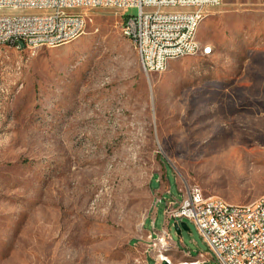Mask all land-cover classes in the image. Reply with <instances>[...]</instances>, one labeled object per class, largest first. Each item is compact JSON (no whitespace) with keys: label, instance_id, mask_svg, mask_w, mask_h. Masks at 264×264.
Listing matches in <instances>:
<instances>
[{"label":"rangeland","instance_id":"374dc122","mask_svg":"<svg viewBox=\"0 0 264 264\" xmlns=\"http://www.w3.org/2000/svg\"><path fill=\"white\" fill-rule=\"evenodd\" d=\"M84 14L70 44L0 46V264H84L77 248L98 264H219L189 221L164 237L156 202L192 187L230 205L264 195V0L206 9L210 55L148 78L124 17Z\"/></svg>","mask_w":264,"mask_h":264},{"label":"built area","instance_id":"2783aa9c","mask_svg":"<svg viewBox=\"0 0 264 264\" xmlns=\"http://www.w3.org/2000/svg\"><path fill=\"white\" fill-rule=\"evenodd\" d=\"M222 1L0 0V46L34 51V43H45V48L70 44L87 26L85 10H78V3L91 2L97 9L124 17L122 35L133 43L148 78L165 72L166 55L193 53L192 28L199 27L206 9L218 7ZM130 9H137L138 15L127 16ZM165 194L171 196L170 191ZM162 196L157 203L164 206L166 226L171 221L191 222L219 264H264V195L249 205H218L198 187L189 189L179 201Z\"/></svg>","mask_w":264,"mask_h":264},{"label":"bare ground","instance_id":"6f19581e","mask_svg":"<svg viewBox=\"0 0 264 264\" xmlns=\"http://www.w3.org/2000/svg\"><path fill=\"white\" fill-rule=\"evenodd\" d=\"M93 9H97L96 6H94V4H92L91 2H79L78 3V10H85L86 11H89V10H93ZM204 17H200V22H199V26L201 24V22L203 21ZM199 27H193L192 30H191V47H192V52L193 53H175L174 55H166L165 56V61H164V70L167 68V66L169 65V63L171 61H175V60H179V59H182V58H187V57H194V56H197L195 55V53H200L201 52V48H200V45L197 41V30H198ZM133 44V43H132ZM42 47H45V43H34V51L39 49V48H42ZM55 47H59V46H51L50 48H55ZM14 48V47H13ZM205 50V55H210V50L209 49H203ZM214 200L217 201L218 205H226L228 203H226L225 201L221 200V199H218V198H212ZM259 199H263V196L260 197ZM157 204V202H156ZM155 204V206H156ZM156 210V209H155ZM164 237L167 236L169 237L168 235V232L166 229H164V231L161 232ZM151 236V235H150ZM160 242L163 243V239L160 238ZM53 254L55 256V259L54 262H56V260L58 258H61L63 259L64 256L66 255V248H61V247H57L55 250H53ZM71 257V260L72 258L74 259L75 257H81V256H86V260H85V263L84 264H98L97 262V259H96V251L94 250H87V249H84V248H77L75 250H71L69 253H68ZM160 260L164 261V262H167L168 264H195L196 262H192V263H175V262H172L170 260V258L168 257H165V256H160Z\"/></svg>","mask_w":264,"mask_h":264},{"label":"water","instance_id":"95a60500","mask_svg":"<svg viewBox=\"0 0 264 264\" xmlns=\"http://www.w3.org/2000/svg\"><path fill=\"white\" fill-rule=\"evenodd\" d=\"M20 46H21L22 49H24V45L22 43H20ZM173 229H174V231H175V233L177 235H180L182 231H184V232H188L189 231L186 223H184V222L179 223V224L174 223L173 224ZM164 264H168V263L165 262Z\"/></svg>","mask_w":264,"mask_h":264},{"label":"crops","instance_id":"0c3cea01","mask_svg":"<svg viewBox=\"0 0 264 264\" xmlns=\"http://www.w3.org/2000/svg\"><path fill=\"white\" fill-rule=\"evenodd\" d=\"M171 222H173V221H171ZM169 223H170V222H169ZM173 223H174V222H173ZM167 226H168V225H167ZM167 226H166V221H165V225H164V227H167ZM162 231H164V228L162 229ZM162 231H161V232H162ZM149 233H150V232H149Z\"/></svg>","mask_w":264,"mask_h":264}]
</instances>
